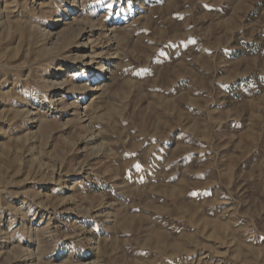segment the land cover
Here are the masks:
<instances>
[{"label": "rangeland", "instance_id": "1", "mask_svg": "<svg viewBox=\"0 0 264 264\" xmlns=\"http://www.w3.org/2000/svg\"><path fill=\"white\" fill-rule=\"evenodd\" d=\"M0 264H264V0H0Z\"/></svg>", "mask_w": 264, "mask_h": 264}, {"label": "bare ground", "instance_id": "2", "mask_svg": "<svg viewBox=\"0 0 264 264\" xmlns=\"http://www.w3.org/2000/svg\"><path fill=\"white\" fill-rule=\"evenodd\" d=\"M104 70H105V67L102 68V71L99 73L100 75L97 74L98 76L95 78V80H98L101 77V74L104 73Z\"/></svg>", "mask_w": 264, "mask_h": 264}]
</instances>
